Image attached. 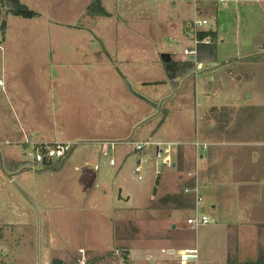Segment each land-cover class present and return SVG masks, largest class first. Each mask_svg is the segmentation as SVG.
<instances>
[{
    "label": "rangeland",
    "instance_id": "rangeland-1",
    "mask_svg": "<svg viewBox=\"0 0 264 264\" xmlns=\"http://www.w3.org/2000/svg\"><path fill=\"white\" fill-rule=\"evenodd\" d=\"M90 4L60 0L66 15L56 22L7 15L0 4V98L15 110L7 91L15 82L27 102L26 117L0 118V264H181L185 247L197 251V264H264V58L202 64L185 78L183 94L160 83L167 80L162 57L182 58L192 46L185 32L192 21L207 19V29L225 38L220 60L239 55L250 18L242 7L226 18L215 0H101L108 17L87 15ZM86 78L93 84H77ZM72 79L91 91L100 112L84 121L70 140L77 146L54 171L34 164L33 146L23 141L76 133L61 97L74 92ZM149 107L157 111H143ZM146 142L155 146L134 151ZM104 143L113 144L111 158L101 154ZM205 143L218 145L205 155ZM172 150H185L181 167H172L173 154L165 163ZM209 158L216 160L210 172L202 163ZM190 178L211 220L197 230L186 224L193 208L169 199L190 188ZM209 182L221 184L219 195L205 190Z\"/></svg>",
    "mask_w": 264,
    "mask_h": 264
},
{
    "label": "crops",
    "instance_id": "crops-1",
    "mask_svg": "<svg viewBox=\"0 0 264 264\" xmlns=\"http://www.w3.org/2000/svg\"><path fill=\"white\" fill-rule=\"evenodd\" d=\"M20 1L22 4L27 6L30 10H33L34 12L38 13L40 16L39 18L46 17L49 22L52 21L53 18L56 22L57 18H64L66 15V13L65 14L62 13V10L60 9V7H61L60 0H20ZM53 1H54V3H53ZM224 6H225V11L228 12V16L226 18H229L230 20L233 19V17L236 18V15L237 16L239 15L238 10H240V8L242 7L243 16H245L246 19L250 18V20H248V21H250V23L244 24L243 29L241 28V30H244L245 33H244V35L240 36V38H241V40H239L240 51H239V53H237L239 55H237L236 57H229L226 59L220 58L219 63L210 64V65H212L213 67H218L220 65V63H222V62H224L230 58H238V57L241 58V56L243 58H248V56L253 57L256 55H258V56L260 55V59L264 58V0H250L248 2H241L239 4L234 3L233 1H229ZM46 9L52 12V15H53L52 17L45 15L46 13H44V10H46ZM197 11H198V9H197ZM245 21L246 20H244V22ZM253 21H254V24H253ZM208 30H210V29H208ZM213 30L216 31L215 29H213ZM216 32L218 34L217 47L219 46V44H223V46H225V41H226L225 38H223V36L221 34H219L218 31H216ZM187 48H189V47H187ZM219 48H220V46H219ZM185 49L186 48H184V50ZM184 50H183V52H184ZM242 53H244L245 55H247V54L248 55L247 56L241 55ZM168 56L170 57V59H172L174 61H186V60H188V58L185 57L184 54H183L182 58H179V59H173V57H171L170 55H168ZM56 81H59V80H56ZM72 81H73V84H71V85L74 86V88L72 87L74 89V92H69L70 91V88H69L68 92L65 95L61 94V97L63 98V104L66 105L68 108V112H66V113L72 119V121L69 124L72 126V129L74 131H76V133L74 135H70V137H67V138H69V140L68 139H61V140L57 139V136L60 135V132L57 134L54 133V134H52V136L51 135H49V136L40 135L39 138L36 137L35 139L32 137H29V136L28 137L24 136V139H25V141H23L24 146H29V145L35 146L38 144H50V145H52L55 143H71L72 141H70V140H75V139L79 138L78 136H80L79 134H81V133L78 131L81 130L80 128L83 126L84 121L86 119L87 120L91 119L92 114L94 112L95 113L100 112L98 107H95V105L93 106V103H91V100H92L90 98L91 91H89L87 88L76 89V80L72 79ZM80 81H82V82H77V84H79V85L87 84L88 86L93 84V83H91L93 80L89 79V78L81 79ZM85 81L87 83H85ZM187 82H188L187 79H179V80L172 83L168 79V76H167V80L160 81V83H163L165 85H170L174 90L176 89L177 94H178V89L180 87H182V88L186 87L184 84H187ZM142 83L145 85L156 84L155 82H151V81H144ZM0 84H1V82H0ZM15 85H16L15 82L10 83L9 87L7 88L8 93L13 94L15 96V98L17 99L15 102L16 103L15 110L13 111V106H11V104L9 103L10 99H8L6 96L1 97L0 98V118L7 117L8 111L15 112V113L19 112L20 114L22 113L24 117H26L25 111H26V107H27V102L23 101L22 94H21L22 91L20 88L15 89ZM184 90L185 89L183 88L182 91L180 92V94H183ZM68 99H69V101L66 102ZM140 99L147 101L143 97H140ZM39 102H41V100ZM146 104H147V102H146ZM148 104H150V103H148ZM54 105L55 104H52V106H54ZM28 109H29V106H28ZM137 110L140 111V108H137ZM143 111L148 112V114H151V112L153 113V112H156L157 110L155 108L152 109L149 107L148 109H143ZM58 113H62V107L59 109L58 112H56V114L53 115V117L54 116L58 117L57 116ZM166 115H167V112H166ZM167 118L168 117H166V119L163 121L162 124H165ZM3 128L4 127L2 126V121L0 120V133H6V129L3 130ZM60 136H62V135H60ZM87 136L89 138H92V137H96L98 135H95V133L92 134V132H88ZM106 136H108V135H106ZM263 143H264V140H263ZM104 144H106V143H104ZM104 144H101L102 148H103V146H105ZM170 144L172 147V146H174L173 144H176V143H170ZM212 144L213 143H209V144L205 143L203 145V146L208 147V149H205L206 150L205 155H207V153L209 152L207 150H210L209 147H210V145L212 146ZM213 145L217 146L218 143H215ZM263 146H264V144H263ZM101 151H102V149H101ZM185 153H186L185 150H181L179 152L172 150L170 152V157L172 154L175 155V157H174L175 159H174V162L172 163V167L177 168V166L179 164L181 167L182 162H181L180 157L184 156ZM201 158L203 159L204 155L201 156ZM210 159L211 158H209L208 160H204L202 162L204 164V166L206 167V170L208 172L213 170V167H214L215 162H216V160H214V162H212V160H210ZM66 161L67 160L61 161V162L66 163ZM232 161L235 162V159H233ZM238 168H239V170L242 169L241 166ZM75 169L78 170L77 167ZM206 170L204 169L202 172V169H201L199 173L203 176H206V174H207ZM215 170L217 171V174H218V170H219L218 168H215L212 174H214L216 172ZM187 174L189 176L192 173L191 172L189 173V171H187ZM179 178L183 179V177H181V176ZM219 181H220V178L217 177L215 179V182H219ZM220 186H221V184H219V183L209 182L208 186L204 187V188L206 191H210L211 195L213 197H215L216 195H219V187ZM181 192H182V190H181ZM200 192H201V189H200ZM185 250H190V249H188L186 247L181 248L180 252L185 251ZM171 251H172V253H171ZM175 251H176L175 248H167V253H169V254H173ZM149 254L151 255V253H149ZM149 254H147V255L149 256ZM148 264H156V262L151 261Z\"/></svg>",
    "mask_w": 264,
    "mask_h": 264
},
{
    "label": "built area",
    "instance_id": "built-area-1",
    "mask_svg": "<svg viewBox=\"0 0 264 264\" xmlns=\"http://www.w3.org/2000/svg\"><path fill=\"white\" fill-rule=\"evenodd\" d=\"M218 4H226L229 1H233L234 3L248 2L250 0H215ZM209 26V21L207 19L203 20H194L192 21L188 27L185 29L186 36L191 41L192 46L186 48L183 52L184 56L188 58V60H192L195 62L196 70H201L203 65L197 63V54L198 47L201 44H211L212 40L210 37L200 39L199 35L201 32L208 31L207 27ZM101 154L104 158L112 157V147L109 144H104ZM77 145L71 143H55V144H38L33 146V152L30 154L31 160L34 164L39 166H44L45 164H55L57 162L64 161L69 155L72 153V150ZM155 146L152 143H143L134 145V151H143L146 147ZM196 146L199 147L200 144L196 143ZM157 160L162 159V151L159 149V145L157 146ZM165 163L170 164L171 157L167 155L166 159H164ZM110 166H115V162L113 160L109 161ZM141 167L136 169V172H140ZM141 179V177H139ZM182 194L184 195H193L195 199V205L193 208L194 216L187 220V225L194 230L202 226H206L210 224V218L204 213V201L200 194L199 185L196 184L194 188H184L182 190ZM181 255V264H190L198 262V254L196 250H185L180 253Z\"/></svg>",
    "mask_w": 264,
    "mask_h": 264
},
{
    "label": "trees",
    "instance_id": "trees-1",
    "mask_svg": "<svg viewBox=\"0 0 264 264\" xmlns=\"http://www.w3.org/2000/svg\"><path fill=\"white\" fill-rule=\"evenodd\" d=\"M0 4L2 7L6 8L7 15H12L15 17H22L24 19H34L39 16L38 13L30 10L27 6L21 3L20 0H0ZM87 15L91 16H106L108 17L109 14L106 10L102 7L101 0H91V4L88 6ZM5 26H3L4 29ZM200 39L203 40L204 38L210 37L212 40L211 44H201L198 47V54H197V63L200 64H217L219 63L218 60V52H217V43H218V34L213 29H210L205 32H201L199 35ZM164 69L168 76V79L173 83L179 79L190 78L193 76V73L196 69L195 62L192 60L186 61H174L172 59L166 60L163 62ZM66 158L65 160H67ZM64 160V161H65ZM64 164V163H62ZM60 162L55 164H45L44 168H49L54 171H59L60 166L62 165ZM192 181L190 188H194L195 181ZM169 199L178 204L180 207L183 208H194L195 199L193 195H184L182 193L169 197ZM52 264H68L64 263L60 259H54ZM79 264V263H76Z\"/></svg>",
    "mask_w": 264,
    "mask_h": 264
},
{
    "label": "water",
    "instance_id": "water-1",
    "mask_svg": "<svg viewBox=\"0 0 264 264\" xmlns=\"http://www.w3.org/2000/svg\"><path fill=\"white\" fill-rule=\"evenodd\" d=\"M162 60L163 61H166V60H170V57L168 56V55H164L163 57H162ZM192 60H193V58H192ZM159 185V181L157 182V186ZM157 193V187L155 188V194ZM171 253H172V251H171Z\"/></svg>",
    "mask_w": 264,
    "mask_h": 264
}]
</instances>
